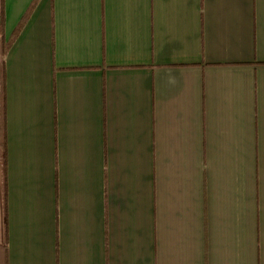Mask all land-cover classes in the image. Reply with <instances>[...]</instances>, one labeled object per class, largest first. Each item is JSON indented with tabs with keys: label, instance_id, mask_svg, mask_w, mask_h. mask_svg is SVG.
Segmentation results:
<instances>
[{
	"label": "crops",
	"instance_id": "crops-1",
	"mask_svg": "<svg viewBox=\"0 0 264 264\" xmlns=\"http://www.w3.org/2000/svg\"><path fill=\"white\" fill-rule=\"evenodd\" d=\"M0 264H264V0H0Z\"/></svg>",
	"mask_w": 264,
	"mask_h": 264
}]
</instances>
